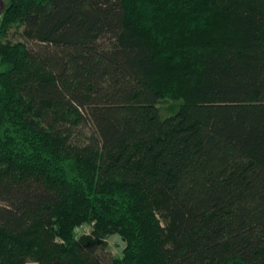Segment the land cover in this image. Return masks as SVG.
<instances>
[{"label":"trees","instance_id":"obj_1","mask_svg":"<svg viewBox=\"0 0 264 264\" xmlns=\"http://www.w3.org/2000/svg\"><path fill=\"white\" fill-rule=\"evenodd\" d=\"M0 264H264V0H7Z\"/></svg>","mask_w":264,"mask_h":264},{"label":"rangeland","instance_id":"obj_2","mask_svg":"<svg viewBox=\"0 0 264 264\" xmlns=\"http://www.w3.org/2000/svg\"><path fill=\"white\" fill-rule=\"evenodd\" d=\"M2 20V15L0 16V24ZM18 28L14 27L10 34L8 41H12L14 44L19 42H25V40L20 36V31ZM172 107V102L169 100L164 101L161 104L162 113L164 115H167L170 111V108ZM92 232V226L91 225H84L81 228H79L76 232V235L78 238H80L83 235L90 234ZM124 243L118 236H112L107 241V254L112 256L115 259H120L123 256V249H124Z\"/></svg>","mask_w":264,"mask_h":264},{"label":"flooded vegetation","instance_id":"obj_3","mask_svg":"<svg viewBox=\"0 0 264 264\" xmlns=\"http://www.w3.org/2000/svg\"><path fill=\"white\" fill-rule=\"evenodd\" d=\"M2 2H3V8L0 11V16L3 15V13H4V11H5L6 7H7V0H2Z\"/></svg>","mask_w":264,"mask_h":264},{"label":"water","instance_id":"obj_4","mask_svg":"<svg viewBox=\"0 0 264 264\" xmlns=\"http://www.w3.org/2000/svg\"><path fill=\"white\" fill-rule=\"evenodd\" d=\"M2 8H3V2L2 0H0V11L2 10Z\"/></svg>","mask_w":264,"mask_h":264}]
</instances>
